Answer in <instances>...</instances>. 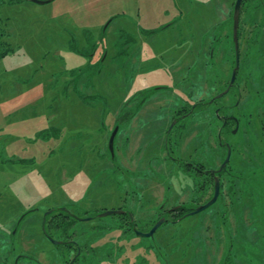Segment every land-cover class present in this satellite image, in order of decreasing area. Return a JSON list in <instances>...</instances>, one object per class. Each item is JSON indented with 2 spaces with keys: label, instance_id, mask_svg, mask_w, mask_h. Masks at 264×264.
<instances>
[{
  "label": "rangeland",
  "instance_id": "1",
  "mask_svg": "<svg viewBox=\"0 0 264 264\" xmlns=\"http://www.w3.org/2000/svg\"><path fill=\"white\" fill-rule=\"evenodd\" d=\"M234 1L0 0V264H264V0L208 102Z\"/></svg>",
  "mask_w": 264,
  "mask_h": 264
},
{
  "label": "water",
  "instance_id": "2",
  "mask_svg": "<svg viewBox=\"0 0 264 264\" xmlns=\"http://www.w3.org/2000/svg\"><path fill=\"white\" fill-rule=\"evenodd\" d=\"M38 3H43V2H47L49 0H32ZM241 1L242 0H235L234 4H233V10H232V37H233V43H234V66L231 70V74H230V78L228 81L227 86L221 90L220 92L216 93L212 99L217 98L219 96H221L222 94L226 93L229 89V87L233 84L235 77H236V73H237V69L239 66V43H238V38H237V29H238V22H239V12H240V6H241ZM174 121H172V123L169 125L167 132L170 130L172 124ZM117 127H114L113 130L111 131V134L109 136V140H108V147L109 149L113 150V139L116 133ZM230 156V148L229 146H227V152L225 155L224 160L222 161L221 165L218 167L217 170H221V168L226 164V162L228 161ZM219 190H220V181L219 178L217 176H214L213 178V193L211 195V197L209 199H207L205 202L198 204L195 208H193L192 210L186 212L185 214H192V213H196L198 211H201L202 209H205L206 207H208L209 205H211L212 203L215 202V200L218 197L219 194ZM124 212L122 209H112V210H105L103 212H101V215H106V214H110V213H122ZM165 220V217H160L159 219H157L154 224L151 226V228L148 231H140L137 229H134L137 235L140 236H149L152 235L153 232L155 231V229ZM44 219H43V223H44ZM49 237V236H48ZM54 243L59 242L58 240H54L51 237H49Z\"/></svg>",
  "mask_w": 264,
  "mask_h": 264
},
{
  "label": "flooded vegetation",
  "instance_id": "3",
  "mask_svg": "<svg viewBox=\"0 0 264 264\" xmlns=\"http://www.w3.org/2000/svg\"><path fill=\"white\" fill-rule=\"evenodd\" d=\"M230 78V77H229ZM229 81V79H228ZM233 85V84H232ZM212 98V97H211ZM215 98L214 99H210L208 100L209 103H212L214 102ZM222 106L221 105H218L217 107H215V110H216V117L220 119V126L219 128L217 129V139H218V143L219 145H225L226 147V150H227V146H229L230 148V151H231V145L229 143H226L225 141H223L222 139V136H221V133L222 131L227 127L229 126V123L232 122L234 123V126L236 125V123L238 124V117L237 116H234L233 114H228V115H225V114H220V108ZM230 131H233V127L230 128ZM169 132V131H168ZM165 148H167V144L165 142ZM227 152V151H226ZM166 154L168 155L167 153V149H166ZM226 155V154H225ZM230 157V156H229ZM225 158V157H224ZM224 159H222L220 161V163L218 164L217 167H214V168H207V167H204L203 165L201 167H195L194 168L198 171V173L200 172V174L202 175V183L204 186L206 185H209L210 184V180L213 181V178L214 176H217L219 178V181H220V186H221V176L223 174H228L229 173V170H228V163H229V159L228 161L226 162V164L221 168V170H217L218 167L221 165L222 161ZM189 164V162H187ZM192 166V165H191ZM212 193H213V183H212ZM212 195V194H211ZM211 197V196H210Z\"/></svg>",
  "mask_w": 264,
  "mask_h": 264
},
{
  "label": "trees",
  "instance_id": "4",
  "mask_svg": "<svg viewBox=\"0 0 264 264\" xmlns=\"http://www.w3.org/2000/svg\"><path fill=\"white\" fill-rule=\"evenodd\" d=\"M0 42H1V40H0ZM6 51H7V50H4V51L0 52V56L4 55V54L6 53ZM224 88H225V87H224ZM224 88H223V89H224ZM201 182H202V181H201ZM201 185H202V184H201ZM209 198H210V197H208L207 199H209ZM207 199H206V200H207ZM206 200H205V201H206ZM205 201H204V202H205ZM176 209H177V211H178L177 216H179V217L181 216V217H182L186 212L192 210L193 208L185 209L184 206H181V205H180V206H178ZM126 213H127V212H126ZM124 214H125V212H124ZM45 221H47L46 218H45Z\"/></svg>",
  "mask_w": 264,
  "mask_h": 264
}]
</instances>
